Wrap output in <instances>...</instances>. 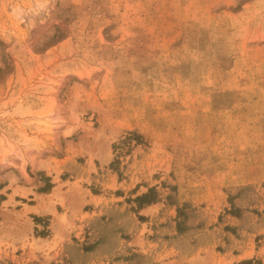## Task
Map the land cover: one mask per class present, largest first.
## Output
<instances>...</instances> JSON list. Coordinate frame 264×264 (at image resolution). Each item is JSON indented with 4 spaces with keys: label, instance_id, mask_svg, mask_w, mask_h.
Here are the masks:
<instances>
[{
    "label": "rangeland",
    "instance_id": "obj_1",
    "mask_svg": "<svg viewBox=\"0 0 264 264\" xmlns=\"http://www.w3.org/2000/svg\"><path fill=\"white\" fill-rule=\"evenodd\" d=\"M0 264H264V0H0Z\"/></svg>",
    "mask_w": 264,
    "mask_h": 264
}]
</instances>
